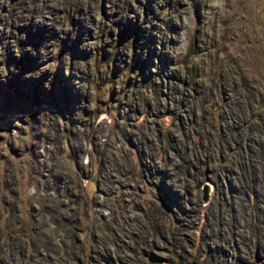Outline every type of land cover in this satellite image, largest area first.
Instances as JSON below:
<instances>
[{"label": "rangeland", "instance_id": "374dc122", "mask_svg": "<svg viewBox=\"0 0 264 264\" xmlns=\"http://www.w3.org/2000/svg\"><path fill=\"white\" fill-rule=\"evenodd\" d=\"M0 264H264V0H0Z\"/></svg>", "mask_w": 264, "mask_h": 264}, {"label": "water", "instance_id": "95a60500", "mask_svg": "<svg viewBox=\"0 0 264 264\" xmlns=\"http://www.w3.org/2000/svg\"><path fill=\"white\" fill-rule=\"evenodd\" d=\"M202 188H203V198L205 199V197H206V196H205V195H206V194H205L206 186H203Z\"/></svg>", "mask_w": 264, "mask_h": 264}]
</instances>
